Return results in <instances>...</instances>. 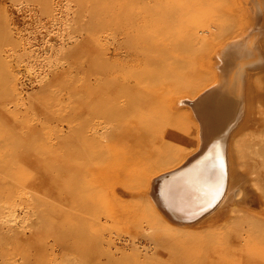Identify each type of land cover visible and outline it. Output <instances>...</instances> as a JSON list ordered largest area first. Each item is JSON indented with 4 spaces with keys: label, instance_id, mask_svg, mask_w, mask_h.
I'll use <instances>...</instances> for the list:
<instances>
[{
    "label": "rangeland",
    "instance_id": "1",
    "mask_svg": "<svg viewBox=\"0 0 264 264\" xmlns=\"http://www.w3.org/2000/svg\"><path fill=\"white\" fill-rule=\"evenodd\" d=\"M250 24L242 0H0V264H264L263 205L170 224L148 186L199 150L181 100Z\"/></svg>",
    "mask_w": 264,
    "mask_h": 264
},
{
    "label": "bare ground",
    "instance_id": "2",
    "mask_svg": "<svg viewBox=\"0 0 264 264\" xmlns=\"http://www.w3.org/2000/svg\"><path fill=\"white\" fill-rule=\"evenodd\" d=\"M242 1L250 13V26L217 50L219 61L213 84L198 98L181 100L191 107L199 121V150L148 180L150 202L164 223H170L167 216L182 223L195 222L216 204L218 206L210 214L228 205L230 196L233 213L243 211L239 208L243 199L248 205H254V210L260 204L264 207V198L259 203L260 195L257 196V193L264 194V164L261 163L264 159V128H261V138L257 136L260 128L254 129L259 122V119L255 121L257 117L264 115V0ZM110 101L108 105L98 103V108L102 106L103 113L115 110L121 114L123 107L117 102L111 105ZM94 134L104 139L102 134ZM204 151L194 164L174 172ZM239 161L251 166L254 197L242 198L243 180L237 175ZM134 170L142 173L143 182L147 181L141 167Z\"/></svg>",
    "mask_w": 264,
    "mask_h": 264
},
{
    "label": "crops",
    "instance_id": "3",
    "mask_svg": "<svg viewBox=\"0 0 264 264\" xmlns=\"http://www.w3.org/2000/svg\"><path fill=\"white\" fill-rule=\"evenodd\" d=\"M204 153H205V151H204L201 155H198L197 157H195L196 159L192 160L190 163H187L184 167H182V168H180V169H178V170H176V171H174V172L177 173L178 171H181L182 169H185L186 167L191 166V165L194 164V163L200 158V156H202ZM174 172H172V173H170L169 175H166V176L168 177V176H170L171 174H173ZM206 212H207V211L203 212L202 215L205 214ZM202 215H200V216L197 217V218H200Z\"/></svg>",
    "mask_w": 264,
    "mask_h": 264
}]
</instances>
